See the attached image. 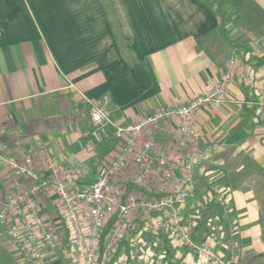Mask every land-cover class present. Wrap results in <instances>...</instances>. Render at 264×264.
I'll return each mask as SVG.
<instances>
[{"label":"crops","instance_id":"obj_1","mask_svg":"<svg viewBox=\"0 0 264 264\" xmlns=\"http://www.w3.org/2000/svg\"><path fill=\"white\" fill-rule=\"evenodd\" d=\"M219 1L228 14L223 27L208 0H0V139L49 143L85 183L117 145L113 137L93 149L77 145L91 129L86 99L106 97L115 123H134L208 90L252 38L263 51L248 54L246 65L264 91V0ZM255 99L254 88L235 78L221 105L192 119L202 144H218L196 167L197 195L231 192L229 224L246 264H264V117L254 119ZM161 138H174L170 124ZM39 202L51 226L61 227L53 199ZM63 262L60 253L46 264ZM0 264H27L1 233Z\"/></svg>","mask_w":264,"mask_h":264},{"label":"built area","instance_id":"obj_2","mask_svg":"<svg viewBox=\"0 0 264 264\" xmlns=\"http://www.w3.org/2000/svg\"><path fill=\"white\" fill-rule=\"evenodd\" d=\"M247 45L232 52L208 90L134 123H115L106 97L86 99L91 129L77 145L93 149L111 137L117 140L90 182H78L47 142L28 144L15 135L0 139V233L18 259L46 264L65 252L70 264H246L229 224L231 192L211 187L197 195L196 167L213 158L218 144H202L192 119L205 107L221 105L235 78L254 88V119L264 117V91L245 60L261 55L262 44L252 38ZM167 123L174 135L170 141L161 138ZM44 195L56 204L59 228L43 216L39 197ZM215 207L220 212H213ZM208 209L213 213L205 214ZM201 219L207 229L203 241L193 236Z\"/></svg>","mask_w":264,"mask_h":264},{"label":"trees","instance_id":"obj_3","mask_svg":"<svg viewBox=\"0 0 264 264\" xmlns=\"http://www.w3.org/2000/svg\"><path fill=\"white\" fill-rule=\"evenodd\" d=\"M208 1L213 2L215 4V6H216V8H215L216 10L215 11H216L217 15L220 17V25L223 27V25L225 24V22L228 20V14H227L226 10L223 8L222 2L219 1V0H208ZM262 123L264 125V120L262 121ZM212 211L213 212H220V208L215 207V209H212ZM210 212H211L210 209H208V210H206V213L205 214H208ZM213 212H211L210 214H212ZM205 230H207L205 228V219L204 220L201 219V221H199V224L196 226V230L193 233L194 234L193 235L194 238L196 240H198V238L196 236L197 232L199 231V233H202ZM205 233L206 232H204L203 235H202V237L199 239L200 241H203L205 239ZM228 241H229V239H228Z\"/></svg>","mask_w":264,"mask_h":264},{"label":"rangeland","instance_id":"obj_4","mask_svg":"<svg viewBox=\"0 0 264 264\" xmlns=\"http://www.w3.org/2000/svg\"><path fill=\"white\" fill-rule=\"evenodd\" d=\"M237 1H238V0H237ZM237 1H236V3H238ZM242 1H243V0H242ZM245 1L248 2V0H245ZM243 3H245V2L243 1ZM65 254H66V253L64 252V256H65ZM62 264H70V263H69V262H67V263H64V262H63Z\"/></svg>","mask_w":264,"mask_h":264}]
</instances>
